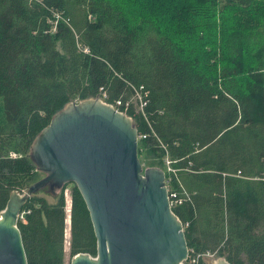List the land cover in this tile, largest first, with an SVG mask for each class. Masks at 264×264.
I'll return each instance as SVG.
<instances>
[{"label": "trees", "instance_id": "16d2710c", "mask_svg": "<svg viewBox=\"0 0 264 264\" xmlns=\"http://www.w3.org/2000/svg\"><path fill=\"white\" fill-rule=\"evenodd\" d=\"M137 88V154L181 199L189 251L264 264V0H0V209L36 180L29 145L64 104ZM68 183V255H94ZM64 186L23 203L26 264H64Z\"/></svg>", "mask_w": 264, "mask_h": 264}, {"label": "water", "instance_id": "95a60500", "mask_svg": "<svg viewBox=\"0 0 264 264\" xmlns=\"http://www.w3.org/2000/svg\"><path fill=\"white\" fill-rule=\"evenodd\" d=\"M136 125L99 96L71 100L30 143L43 174L22 193L10 190L0 209V264H26L18 212L29 194L72 182L80 191L95 253L78 251L69 264H180L188 254L183 226L171 210L165 174L139 160ZM206 264H231L217 256Z\"/></svg>", "mask_w": 264, "mask_h": 264}, {"label": "built area", "instance_id": "2783aa9c", "mask_svg": "<svg viewBox=\"0 0 264 264\" xmlns=\"http://www.w3.org/2000/svg\"><path fill=\"white\" fill-rule=\"evenodd\" d=\"M84 49L88 50V48H86V47H84ZM130 101L135 103L137 109L143 110L142 105L144 104L145 98H144V95L141 94V92H140V90L138 88L134 91V94L132 95V100H131V98L123 100L120 97V98L116 99L114 102H111V103L108 102V103H109V105H111L114 108L122 111L125 114V113H127V110L129 108ZM137 135H138V139H140L141 136L142 137L146 136L145 134H140V133L137 134ZM164 160H166L165 163H164L166 170L167 169L168 170L169 169L172 170L173 168L170 165L171 160H169L166 157H164ZM62 191H63V196H64V199H65V203L67 204L66 207H67V209H69V206H70V204H69V200H70L69 193H70V191H69V189L67 187H64ZM67 197H68V203L66 202ZM167 197H168V200L170 201L169 202L170 206H171L172 203L179 202V201L181 202V199L178 198L176 192L174 190H170L169 191L168 188H167ZM25 211H27V210H24V209L20 210L18 212L17 218H20L22 220ZM187 252H188V254L184 258V260L182 262H180V264H202V260H204L206 257L210 258V259L212 257H214V252L210 253V252L205 251V252L195 253V252H192L191 250L189 251L188 248H187Z\"/></svg>", "mask_w": 264, "mask_h": 264}, {"label": "rangeland", "instance_id": "374dc122", "mask_svg": "<svg viewBox=\"0 0 264 264\" xmlns=\"http://www.w3.org/2000/svg\"><path fill=\"white\" fill-rule=\"evenodd\" d=\"M131 100H132V98H131ZM143 157V154H140V156H139V158H142ZM164 160V158H162V161ZM165 161L166 160H164V163H165ZM143 163V166H146V165H151V164H149V162H152L150 159H146V160H143L142 161ZM152 164H154V165H159V164H156V163H153L152 162ZM154 165H151V166H154ZM160 167H162L161 165H159ZM42 172L39 170V172H37V174L35 175L36 177H35V179H37V178H39L40 176H42ZM35 181V180H34ZM33 181V182H34ZM66 184V186H64V187H67V188H69V183L67 182V183H65ZM68 184V185H67ZM26 188V187H25ZM25 188H22V190L21 191H19V193H22V191H24L25 190ZM35 193H36V195H42V196H44L45 198H46V200L47 201H49V200H51L52 198H54L52 195H50L49 193H47L46 192V190H45V185H43V186H41V187H39L38 189H36L35 190ZM66 202L68 203V197H67V199H66ZM65 210H66V221H64L65 222V229H64V231H65V233H64V242H63V244H64V247H63V254H64V258H65V260H64V264H69V259H70V257H69V255H68V246H69V244H68V238H69V233H70V231H69V220H70V218L68 217V209H67V207L65 206ZM92 255V254H91ZM215 257H212L211 259H214ZM210 258H205L204 260H205V264H206V262H207V260L209 261V260H211Z\"/></svg>", "mask_w": 264, "mask_h": 264}]
</instances>
